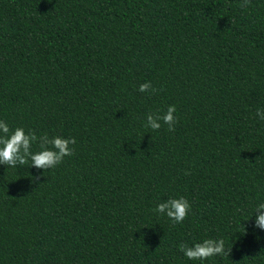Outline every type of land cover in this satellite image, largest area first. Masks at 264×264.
<instances>
[{
  "label": "trees",
  "instance_id": "trees-1",
  "mask_svg": "<svg viewBox=\"0 0 264 264\" xmlns=\"http://www.w3.org/2000/svg\"><path fill=\"white\" fill-rule=\"evenodd\" d=\"M241 3L0 0V121L76 140L0 163V264H264V0ZM180 197L182 223L156 211ZM205 239L229 255L180 251Z\"/></svg>",
  "mask_w": 264,
  "mask_h": 264
},
{
  "label": "clouds",
  "instance_id": "clouds-1",
  "mask_svg": "<svg viewBox=\"0 0 264 264\" xmlns=\"http://www.w3.org/2000/svg\"><path fill=\"white\" fill-rule=\"evenodd\" d=\"M249 3L250 0H243L240 7L246 8ZM150 87L151 83L146 82L140 85L139 90L144 92ZM175 112V105H171L168 107L167 112L160 117L164 124L168 125L169 131H174V125L176 123ZM256 114L261 120H264V114H262L261 110H257ZM146 126L153 130H158L161 124L157 123L152 115H149ZM36 140L37 136L35 132L29 131L28 134H25L22 127L10 130L4 121H0V163L15 168L18 163L25 165L30 160L31 166L47 171L48 169L55 168L62 162L65 156L74 154V149L70 145L76 143L75 138L64 139L59 136L53 137L48 141L51 149L41 143V151L34 153L32 151V145ZM190 207L191 205L187 199L180 197L178 199H170L167 203L158 204L156 211L161 214L166 211V215L174 223H182L187 217ZM256 212L260 214L256 215L255 227L264 230V203L259 204L255 208L253 213ZM179 248L189 260H206L217 255H229L231 251V249L228 252L225 251L223 239H205L203 242L195 243L191 247L181 244Z\"/></svg>",
  "mask_w": 264,
  "mask_h": 264
}]
</instances>
